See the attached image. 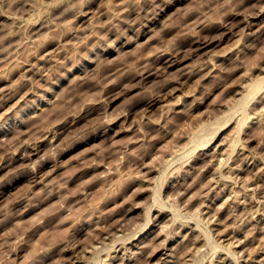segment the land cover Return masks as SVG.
<instances>
[{"label": "rangeland", "instance_id": "rangeland-1", "mask_svg": "<svg viewBox=\"0 0 264 264\" xmlns=\"http://www.w3.org/2000/svg\"><path fill=\"white\" fill-rule=\"evenodd\" d=\"M0 264H264V0H0Z\"/></svg>", "mask_w": 264, "mask_h": 264}, {"label": "bare ground", "instance_id": "bare-ground-1", "mask_svg": "<svg viewBox=\"0 0 264 264\" xmlns=\"http://www.w3.org/2000/svg\"><path fill=\"white\" fill-rule=\"evenodd\" d=\"M206 46H207V45H206ZM149 74H150V73H149ZM260 85H262V84H260ZM260 87L262 88V86H260ZM247 91H248V90H247ZM249 91H250V90H249ZM250 93H251V92H249V93H247V94L250 95ZM243 95H244V94H243ZM242 97H244V96H242ZM242 99H243V98H241L240 100H242ZM248 99H249V98H248ZM248 99H247V100H248ZM240 100H239V101H240ZM243 100H244V99H243ZM247 100H246V98H245L244 101H247ZM239 101H238V102H239ZM230 120H231V119H230ZM226 122H227V121H226ZM225 124H226V123H225ZM212 141H213V140H212ZM233 141H234V140H233ZM237 143H238V142H237ZM208 144H209V142H208ZM208 144H207V145H208ZM238 144H239V143H238ZM234 145H235V144H234ZM230 146H233V145H230ZM202 147H204V145H203ZM202 147L200 146L201 150H202ZM235 147H236V146H235ZM237 147H238V145H237ZM233 152H234V149H233ZM220 161H221V160H220ZM218 178H219V177H218ZM228 178H230V177H228ZM230 179H231V178H230ZM222 180H225V179H222ZM234 181H235V180H233V182H234ZM219 182H220V181H219ZM226 182H227V181H226ZM231 182H232V181H231ZM236 182H238V180H237ZM236 182H235V184H237ZM216 183H217V182H216ZM218 184H219V183H218ZM230 185H231V184H230ZM233 185H234V184H233ZM212 187H213V186H212ZM212 190H213V188H212ZM160 209H161V208H160ZM162 211H163V210H162ZM162 211H161V212H162ZM159 213H160V211H159ZM148 217H149V216H148ZM149 219H150V218H149ZM147 220H148V219H147ZM148 222H150V221H148ZM148 222H147V223H148ZM147 223H146V224H147ZM145 226H146V225H145ZM147 227H148V226H147ZM144 228H145V227H143L142 229L144 230ZM142 229H141V231H142ZM138 232H140V231L138 230ZM133 233H136V232H133ZM128 237H129V236H128ZM132 237H133V236H132ZM132 237H131V238H132ZM126 239H127V237H126ZM129 239H130V238H129ZM116 242H117V241H116ZM123 242H124V241H123ZM123 242H122V243H123ZM125 242H126V241H125ZM140 243H141V242H140ZM113 244H114V242H113ZM113 244H112V245H113ZM216 248H217V247H216ZM220 249H221V248H220ZM229 250H230V249H229ZM221 252H222V251H221ZM230 253H231V252H230ZM230 253H229V254H230ZM235 254H236V253H235ZM108 256H109V255H108ZM108 256H107V257H108ZM230 257H231V256H230ZM235 257H236V256H235ZM235 257L233 256V258H235ZM230 259H232V258H230ZM235 259H236V258H235ZM235 259H234V261H235ZM236 261H237V260H236Z\"/></svg>", "mask_w": 264, "mask_h": 264}]
</instances>
